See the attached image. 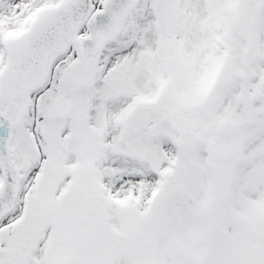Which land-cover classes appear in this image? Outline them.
<instances>
[{
	"label": "snow or ice",
	"instance_id": "6c2138e0",
	"mask_svg": "<svg viewBox=\"0 0 264 264\" xmlns=\"http://www.w3.org/2000/svg\"><path fill=\"white\" fill-rule=\"evenodd\" d=\"M0 264H264V0H0Z\"/></svg>",
	"mask_w": 264,
	"mask_h": 264
}]
</instances>
